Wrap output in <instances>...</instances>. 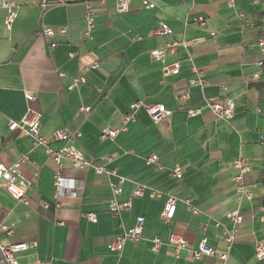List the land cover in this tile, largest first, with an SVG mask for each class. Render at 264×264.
Instances as JSON below:
<instances>
[{
  "label": "crops",
  "instance_id": "1",
  "mask_svg": "<svg viewBox=\"0 0 264 264\" xmlns=\"http://www.w3.org/2000/svg\"><path fill=\"white\" fill-rule=\"evenodd\" d=\"M8 1L18 8L9 30L0 10V163L28 153L29 163L20 172L31 184L27 204L0 191V221L12 231L2 234L0 243H37L19 264H264L254 258L255 242H264V54L255 46L264 38V0H234V7L227 0H147L154 9L131 0L124 14L116 12L114 0H104L93 3L89 30L82 3L42 11L41 0ZM159 23L170 34H157ZM41 26L54 35H38ZM155 50L164 52V63L151 57ZM94 64L98 67L91 69ZM173 64L179 72L164 74L163 65ZM196 73L203 84L190 86ZM78 78L84 83L69 89ZM25 92L34 94L29 103L41 113L40 132L51 148L63 145L53 141L56 130L78 131L73 146L92 167L115 176L96 175L91 166L73 169L64 161L62 174L81 182L82 189L75 197L55 198V164L31 137L7 128L8 120L24 115ZM186 92L188 98H178ZM204 98H231L233 119L217 118L204 107ZM137 101L163 105L171 115L154 124L140 109L114 141H102V128L119 125ZM152 155L157 163L146 164ZM236 157L251 165L245 175L251 200L235 192L231 163ZM176 166L182 170L179 179L172 175ZM117 176L125 179L119 201L140 185L177 197L172 219L161 220L165 197L148 195L133 198L119 216L109 213L110 183ZM183 200L199 213L187 211ZM236 210L243 220L224 261L184 253L177 258L168 246L178 236L194 248L206 239L217 252H226L223 232L231 224L225 213ZM87 213L97 221L91 223ZM137 217L144 219L143 238L127 242L120 253L110 250L112 239L132 228ZM153 238L162 242L156 253L150 250Z\"/></svg>",
  "mask_w": 264,
  "mask_h": 264
},
{
  "label": "built area",
  "instance_id": "2",
  "mask_svg": "<svg viewBox=\"0 0 264 264\" xmlns=\"http://www.w3.org/2000/svg\"><path fill=\"white\" fill-rule=\"evenodd\" d=\"M94 2L103 3L104 0H41L40 8L42 11L50 9L52 7H66L73 3H82L85 6V12L83 15L86 28L89 30L94 23L95 13L92 9ZM142 7L145 9H154L155 5L147 0H142ZM131 0H114L115 10L119 14L127 13L130 10ZM227 5L229 7H234V0H227ZM18 6L13 1L0 0V10L6 12V17L4 20V26L7 30L10 29L11 24L16 18V11ZM202 22V19H198ZM170 28L164 24L159 23L156 33L159 35L170 34ZM38 35H42L44 38L49 39L54 35L51 28L46 26H41L37 31ZM50 44V47H53ZM255 46L260 54H264V38L258 39ZM151 57L155 60L164 63V52L162 50H155L150 53ZM262 65V62H259ZM98 67V64H94L91 69ZM164 74H173L179 72L178 64L173 65H163ZM79 83H84L83 78L74 79L69 89L76 87ZM202 75L201 73H196V78L189 82V85H202ZM34 94L31 92H25L24 98L27 102V107L24 115L19 121H7V128L9 131L21 130L24 135L31 137L33 140L34 147L41 146L44 149L46 156L55 164L56 171L53 175V187L55 198L58 196L67 195L70 197H75L82 189V183L69 179L62 174L64 167L63 162L67 161L71 168L73 169H84L90 167L91 165L85 160L82 152L73 146V142L80 136L78 131L72 133H67L62 129L56 130L53 133V141L62 142L63 145L53 149L49 145V140L45 138L40 132V111L31 105L29 102L34 98ZM189 94L186 92L180 95L179 99L188 98ZM204 107L211 111L217 118L229 122L234 117L235 104L231 98H225L222 101H218L213 98H204ZM144 110L149 116L152 123L156 124L162 120H166L170 117L171 111L166 109L163 105L159 104H148L143 101H137L132 103L128 111L123 115L122 121L117 126L106 125L102 128L100 139L114 141L117 135L126 130L127 124L134 120L135 113L138 110ZM81 111L88 112V108H82ZM198 111H190V114L197 113ZM262 139V137H260ZM157 157L152 155L145 159L146 164H156ZM29 163L28 153H18L14 161L10 164L0 163V191H5L13 200L17 202H22L24 204L28 203L26 197V188L31 184L22 172H20V167L27 165ZM233 175L232 181L234 183L235 192L244 197L247 200L252 199V194L247 190L245 186V175L250 172L251 165L249 161L243 157H236L232 163ZM92 167V166H91ZM96 175H112L115 176L113 171H107L104 167H92ZM182 170L180 167L176 166L172 170V175L179 179L181 177ZM70 182H72L70 184ZM125 179L117 176L116 183H110L111 198L107 203V210L114 216H119L121 212L127 211L132 205L133 198H141L148 195L150 199H161L165 197V203L161 213V220L168 221L172 219L176 203L178 201L177 197L169 193H161L154 189H151L145 185H140L135 187L128 199L125 201H119L118 197L122 195V185ZM185 209L193 214H198L199 210L197 207L193 206L189 200L181 201ZM262 212V232L264 233V207L261 208ZM91 223L97 221L96 215L94 213H87L85 215ZM225 218L231 224V230H224L223 239L226 245V252H217L216 249L207 244L206 239H201L197 247L189 245V243L178 236L172 237L168 242V246L172 249L174 255L179 258L181 253L186 254L195 260H200L203 257L214 256L218 260L224 261L227 258V250L233 244L236 239V232L238 226L241 224L243 217L239 211H229L225 213ZM143 226L144 219L142 217H137L135 224L132 228L128 230H122L121 233L116 235L110 245L109 249L120 253L124 245L129 241H138L143 238ZM215 226H220V223L215 222ZM12 231L0 221V236L2 234H11ZM151 246L150 250L156 253L162 246V242L158 238H153L150 240ZM37 248L36 242L31 243H15L11 245H2L0 243V264H19V258L24 253L29 250H35ZM254 258L257 261L264 260V242L257 241L254 244ZM35 264H49V262L37 261Z\"/></svg>",
  "mask_w": 264,
  "mask_h": 264
},
{
  "label": "clouds",
  "instance_id": "3",
  "mask_svg": "<svg viewBox=\"0 0 264 264\" xmlns=\"http://www.w3.org/2000/svg\"><path fill=\"white\" fill-rule=\"evenodd\" d=\"M72 182H70V184H71Z\"/></svg>",
  "mask_w": 264,
  "mask_h": 264
}]
</instances>
